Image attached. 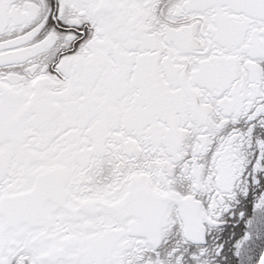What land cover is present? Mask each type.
<instances>
[{
	"label": "snow or ice",
	"instance_id": "1",
	"mask_svg": "<svg viewBox=\"0 0 264 264\" xmlns=\"http://www.w3.org/2000/svg\"><path fill=\"white\" fill-rule=\"evenodd\" d=\"M0 264H264V0H0Z\"/></svg>",
	"mask_w": 264,
	"mask_h": 264
}]
</instances>
